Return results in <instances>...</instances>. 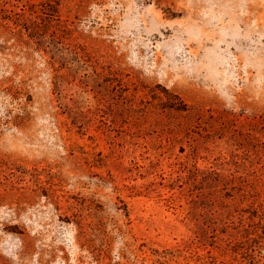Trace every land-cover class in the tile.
<instances>
[{
  "label": "rangeland",
  "instance_id": "1",
  "mask_svg": "<svg viewBox=\"0 0 264 264\" xmlns=\"http://www.w3.org/2000/svg\"><path fill=\"white\" fill-rule=\"evenodd\" d=\"M0 264H264V0H0Z\"/></svg>",
  "mask_w": 264,
  "mask_h": 264
}]
</instances>
